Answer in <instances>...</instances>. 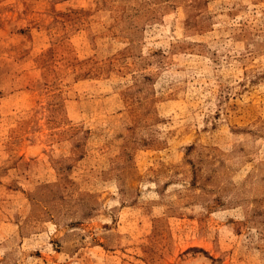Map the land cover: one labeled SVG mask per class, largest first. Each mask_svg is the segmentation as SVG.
I'll return each instance as SVG.
<instances>
[{"label":"rangeland","instance_id":"obj_1","mask_svg":"<svg viewBox=\"0 0 264 264\" xmlns=\"http://www.w3.org/2000/svg\"><path fill=\"white\" fill-rule=\"evenodd\" d=\"M0 264H264V0H0Z\"/></svg>","mask_w":264,"mask_h":264}]
</instances>
